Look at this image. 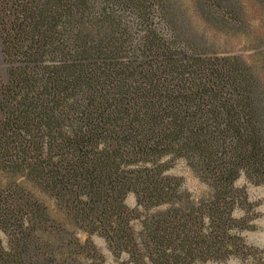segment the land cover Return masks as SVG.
Segmentation results:
<instances>
[{
  "label": "trees",
  "instance_id": "trees-1",
  "mask_svg": "<svg viewBox=\"0 0 264 264\" xmlns=\"http://www.w3.org/2000/svg\"><path fill=\"white\" fill-rule=\"evenodd\" d=\"M21 1L8 6L13 23L0 22V264L98 259L46 200L137 264L146 254L152 264H198L240 253L235 182L241 171L264 182L253 70L187 52L185 30L164 18L170 0ZM177 159L208 179L206 199L193 201L167 174Z\"/></svg>",
  "mask_w": 264,
  "mask_h": 264
},
{
  "label": "rangeland",
  "instance_id": "rangeland-1",
  "mask_svg": "<svg viewBox=\"0 0 264 264\" xmlns=\"http://www.w3.org/2000/svg\"><path fill=\"white\" fill-rule=\"evenodd\" d=\"M16 1L0 0V8L5 10L0 13V19H3L0 20L1 23H13L8 6H14ZM18 1V4L22 2ZM170 5V14H165V21H175L176 25L185 30L186 38L190 40L188 44L184 36L180 41L181 46L187 52H206L243 60L253 70L259 82L264 104V0H170ZM154 23L163 27L159 16L154 19ZM163 32L164 36L174 39L171 28ZM2 77L0 73V78ZM167 174L176 178L180 184L179 190L190 194L195 202L206 199L210 194L208 179L202 173H197L186 159L175 160ZM2 178V182H5V178ZM235 187L242 193V198L236 200L233 208V217L240 223L231 232L242 237L243 247L240 253H230L225 259L198 264H264V182L241 171ZM41 196L46 200L44 195ZM46 203L50 207L51 217L70 231L79 244L91 240L99 257L93 262L84 255L77 257L81 263L137 264L128 252L110 248L101 233L88 234L83 229L74 227L67 221L63 210L56 208L51 201L46 200ZM126 203L132 209L137 208V200L133 194L127 197ZM167 206L162 205L150 212L165 210ZM141 223L142 218L132 221L137 236L142 231ZM1 234L5 240V235ZM6 247L9 250L7 245ZM146 257V264H152L151 257L147 254ZM52 258L58 264H67L66 261H69V257L63 253H55Z\"/></svg>",
  "mask_w": 264,
  "mask_h": 264
}]
</instances>
